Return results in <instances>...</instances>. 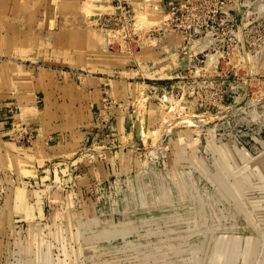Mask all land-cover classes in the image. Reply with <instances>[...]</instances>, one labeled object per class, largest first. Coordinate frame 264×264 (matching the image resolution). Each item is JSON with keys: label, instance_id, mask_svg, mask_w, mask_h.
<instances>
[{"label": "rangeland", "instance_id": "obj_1", "mask_svg": "<svg viewBox=\"0 0 264 264\" xmlns=\"http://www.w3.org/2000/svg\"><path fill=\"white\" fill-rule=\"evenodd\" d=\"M115 5L98 29L152 36ZM167 6L182 68L131 119L107 124L106 100L89 143L0 158V264H264V0Z\"/></svg>", "mask_w": 264, "mask_h": 264}, {"label": "crops", "instance_id": "obj_2", "mask_svg": "<svg viewBox=\"0 0 264 264\" xmlns=\"http://www.w3.org/2000/svg\"><path fill=\"white\" fill-rule=\"evenodd\" d=\"M170 1L182 0H59L62 14L47 18L37 14L47 0H0V9H8L0 14V158L40 153L52 138L64 148L87 143L93 130L102 131L104 117L99 122L96 112L106 100L107 124L131 119L140 91L148 97L182 66L176 63L180 36L166 28L163 16ZM116 3L155 22L152 36L139 33L134 44H127L120 32L98 29L97 17L113 13ZM91 7L93 15L79 13ZM12 9L17 14L11 15ZM29 9H37L35 16ZM13 105L21 114L12 117ZM8 134L14 136L6 142Z\"/></svg>", "mask_w": 264, "mask_h": 264}, {"label": "built area", "instance_id": "obj_3", "mask_svg": "<svg viewBox=\"0 0 264 264\" xmlns=\"http://www.w3.org/2000/svg\"><path fill=\"white\" fill-rule=\"evenodd\" d=\"M122 12L125 14V20L127 22H131L134 19L133 15H132V11L131 10H127L126 7H123L122 8ZM173 14H176V12H173ZM168 22H169V25L170 26H174L173 25V22H176V24L178 25L177 21H174L173 19L172 20L169 19ZM188 28H190V27H188ZM189 35L190 34H188V36Z\"/></svg>", "mask_w": 264, "mask_h": 264}]
</instances>
